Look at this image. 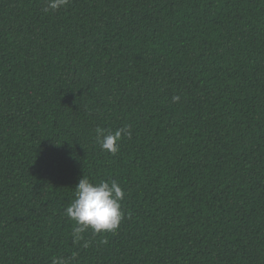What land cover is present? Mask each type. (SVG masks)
<instances>
[{
    "label": "trees",
    "instance_id": "obj_1",
    "mask_svg": "<svg viewBox=\"0 0 264 264\" xmlns=\"http://www.w3.org/2000/svg\"><path fill=\"white\" fill-rule=\"evenodd\" d=\"M44 6L0 0V264H264V0ZM83 175L125 192L87 249Z\"/></svg>",
    "mask_w": 264,
    "mask_h": 264
},
{
    "label": "clouds",
    "instance_id": "obj_2",
    "mask_svg": "<svg viewBox=\"0 0 264 264\" xmlns=\"http://www.w3.org/2000/svg\"><path fill=\"white\" fill-rule=\"evenodd\" d=\"M69 2L70 0H45L43 12H57L66 8ZM179 100V95L172 97L174 103ZM131 136L128 125L115 130L99 127L96 129V141L100 150L113 156L119 151L121 140L131 139ZM124 199L125 192L116 180L94 183L83 175L74 187V199L64 210V215L73 222L70 233L72 243L87 249L91 242L85 238L86 233L96 236L115 232L124 219L121 205ZM77 257V252L68 257L56 256L51 259V264H79Z\"/></svg>",
    "mask_w": 264,
    "mask_h": 264
}]
</instances>
